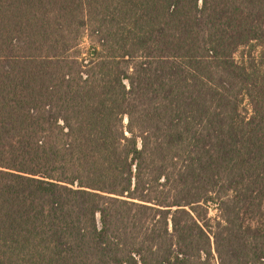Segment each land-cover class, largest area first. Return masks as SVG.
Segmentation results:
<instances>
[{"label":"trees","instance_id":"trees-1","mask_svg":"<svg viewBox=\"0 0 264 264\" xmlns=\"http://www.w3.org/2000/svg\"><path fill=\"white\" fill-rule=\"evenodd\" d=\"M0 264H264V0H0Z\"/></svg>","mask_w":264,"mask_h":264},{"label":"rangeland","instance_id":"rangeland-1","mask_svg":"<svg viewBox=\"0 0 264 264\" xmlns=\"http://www.w3.org/2000/svg\"><path fill=\"white\" fill-rule=\"evenodd\" d=\"M86 45H87V43L84 44V46H86ZM215 214H216L215 210H212V211H211V215L213 216V215H215Z\"/></svg>","mask_w":264,"mask_h":264}]
</instances>
